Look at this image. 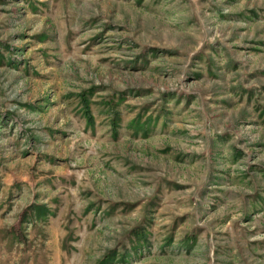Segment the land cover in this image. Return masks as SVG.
<instances>
[{
	"label": "rangeland",
	"instance_id": "374dc122",
	"mask_svg": "<svg viewBox=\"0 0 264 264\" xmlns=\"http://www.w3.org/2000/svg\"><path fill=\"white\" fill-rule=\"evenodd\" d=\"M0 264H264V0H0Z\"/></svg>",
	"mask_w": 264,
	"mask_h": 264
}]
</instances>
